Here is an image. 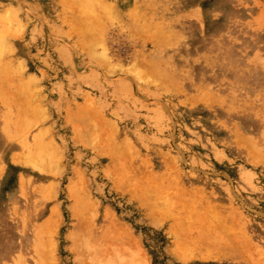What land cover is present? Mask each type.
Masks as SVG:
<instances>
[{"label":"rangeland","instance_id":"rangeland-1","mask_svg":"<svg viewBox=\"0 0 264 264\" xmlns=\"http://www.w3.org/2000/svg\"><path fill=\"white\" fill-rule=\"evenodd\" d=\"M0 264H264V0H0Z\"/></svg>","mask_w":264,"mask_h":264},{"label":"bare ground","instance_id":"bare-ground-1","mask_svg":"<svg viewBox=\"0 0 264 264\" xmlns=\"http://www.w3.org/2000/svg\"><path fill=\"white\" fill-rule=\"evenodd\" d=\"M96 1V0H95ZM95 4H97V3H95ZM99 4V3H98ZM69 5V4H68ZM92 5V4H91ZM96 6V5H95ZM97 13V12H96ZM15 108V107H14ZM26 117V116H25ZM32 118H34V117H32ZM22 119V118H21ZM17 125H18V123H17ZM17 127V126H16ZM18 129V128H17ZM161 209V208H160ZM53 213V212H52ZM171 227V229H175V227L174 226H170ZM175 243V242H174ZM175 246H176V248H180V247H182L183 246V242H182V240H178L177 241V244H175ZM174 246V247H175ZM218 247V246H217ZM201 248V247H200ZM203 248V247H202ZM208 249L209 250V246H206V247H204V249ZM206 249H205V251H206ZM211 249H213V248H211ZM202 250V249H201ZM204 251V252H205ZM207 252V251H206ZM209 252H211V251H209Z\"/></svg>","mask_w":264,"mask_h":264}]
</instances>
